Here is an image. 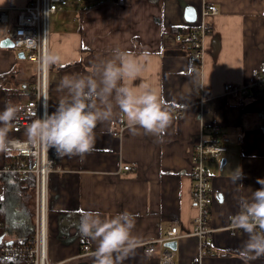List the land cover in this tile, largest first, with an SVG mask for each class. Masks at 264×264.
I'll list each match as a JSON object with an SVG mask.
<instances>
[{"label":"crops","instance_id":"obj_1","mask_svg":"<svg viewBox=\"0 0 264 264\" xmlns=\"http://www.w3.org/2000/svg\"><path fill=\"white\" fill-rule=\"evenodd\" d=\"M27 1L0 0V8L11 23L15 9ZM204 3L215 4L218 13L207 18L211 30L204 37L197 73L192 49L182 39L189 25L184 8L193 6L199 16ZM73 7L65 5L48 15L47 52L60 57L59 63L48 66L49 113L68 95L58 88L62 77L91 74L94 66L120 49L143 63L139 76L127 83L134 90L149 83L173 118L161 137L142 129L132 135L126 117L115 108L111 120L125 122L119 136L110 133L111 120L100 123L90 153L58 157L61 170L48 178L50 261L93 264L98 242L86 238L91 252L83 254L78 222L66 219L68 213L90 210L104 218L124 211L135 215L132 235L139 246L122 264H162L158 247L148 255L142 245L163 237L173 223L181 233L171 250L173 264H264V255L242 259L239 252L248 235L242 229L231 235L225 228L242 211L241 198L250 200L261 188L257 180L264 179V90L244 97L222 92L228 82L250 83L254 69L264 66V0H92ZM8 28L5 33L0 29V40L7 37ZM14 51L0 47V74L13 71L10 79L0 82V111L29 98L34 84L33 62ZM21 93L27 97L17 101ZM213 126L219 127V136L228 138L230 151L223 154V164L204 161L212 193L209 225L214 230L200 241L190 234L196 214L191 199L192 153L200 136L208 138ZM2 158L0 153V167ZM126 164L132 169L123 170ZM237 169L243 178L234 184L231 176Z\"/></svg>","mask_w":264,"mask_h":264},{"label":"clouds","instance_id":"obj_2","mask_svg":"<svg viewBox=\"0 0 264 264\" xmlns=\"http://www.w3.org/2000/svg\"><path fill=\"white\" fill-rule=\"evenodd\" d=\"M143 55L147 57L149 53ZM59 62L60 57L51 52H45L42 57L44 66ZM142 70L143 63L134 53L115 49L112 58L100 61L91 74L65 75L59 80L58 88L68 95L59 100L53 112H44L28 125L24 141L9 138L20 108L6 105L0 111V153L43 146L46 150L53 149L58 157H83L94 148L98 124L110 121L115 108L126 117L132 135L142 129L145 134L161 137L173 118L169 106L149 83H142L138 90L127 83L135 80ZM242 178L239 169L232 173L234 184ZM257 183L261 188L252 193L250 200L241 198L242 211L231 221L248 235L239 252L244 260L264 255V179H258ZM135 222V215L128 211L111 218L102 217L98 211H84L79 232L98 242L93 264H122L133 254L139 246L138 238L132 235Z\"/></svg>","mask_w":264,"mask_h":264},{"label":"built area","instance_id":"obj_3","mask_svg":"<svg viewBox=\"0 0 264 264\" xmlns=\"http://www.w3.org/2000/svg\"><path fill=\"white\" fill-rule=\"evenodd\" d=\"M121 2L122 0H117ZM67 0H28L24 7L17 8L10 23L9 15L5 9L0 8V24L9 25L7 37L13 43V48L23 51L25 57L32 61L35 69L34 84L31 96L25 101L14 104L20 111L10 130L9 138L26 140L25 129L36 118L48 112V66L42 64V57L48 51L47 20L49 13H54L63 8ZM218 13V7L212 3H204L199 16L194 22L189 23L183 33V41L190 45L194 59V70L198 73L201 69L205 52L204 37L210 33L211 27L207 18ZM264 88V66L253 71L250 83L236 85L225 83L222 87L224 95L229 97H244L251 91ZM35 113V115H33ZM178 115L175 113L174 117ZM110 133L119 136L125 126L123 119L109 122ZM219 127L213 126L208 138L200 136L199 141L193 147L192 153V190L191 199L196 208V214L192 219L191 235L200 241L214 229L209 225L212 193L208 187V174L204 167L205 160H221L224 153L230 151L226 145L228 138L219 136ZM11 160L0 167V172L16 173L23 179L30 174L35 177V205L32 236L28 239L14 236V226H5L0 221V260L15 257H25L28 264H53L48 257V178L51 172L61 170L58 165V156L53 149L46 150L43 146H30L25 151H13ZM123 170H130V164L122 165ZM226 230L231 235L239 228L231 222ZM181 236L179 226L176 223L170 225L163 237L143 243V251L152 255L159 248V258L162 264H173V252L164 243L176 240ZM78 242L83 254L91 252V247L86 237L78 236ZM210 253V251L207 250ZM201 254L198 255L200 258ZM197 264V263H196Z\"/></svg>","mask_w":264,"mask_h":264},{"label":"trees","instance_id":"obj_4","mask_svg":"<svg viewBox=\"0 0 264 264\" xmlns=\"http://www.w3.org/2000/svg\"><path fill=\"white\" fill-rule=\"evenodd\" d=\"M12 73L13 71H8L0 74V82L10 79ZM22 99L19 95L17 101ZM2 157V164L11 160V154L2 153ZM0 187V221L4 227L10 224L15 227L12 231L14 236L30 238L34 222V204L31 206V200H35L34 175L30 174L27 179H23L16 173L0 172ZM81 214V212H72L66 216L68 222L77 220V235H81L79 232ZM0 264H28V260L25 257H15L0 260Z\"/></svg>","mask_w":264,"mask_h":264},{"label":"water","instance_id":"obj_5","mask_svg":"<svg viewBox=\"0 0 264 264\" xmlns=\"http://www.w3.org/2000/svg\"><path fill=\"white\" fill-rule=\"evenodd\" d=\"M184 17L185 20L189 23L194 22L197 14L193 6L187 5L184 8ZM0 47L4 48H13V43L9 37H4L3 39L0 40ZM18 56L20 58L25 57V54L23 51L18 52ZM224 159H221L220 164H223ZM164 245L169 249V250H174L176 248V240H169L164 243Z\"/></svg>","mask_w":264,"mask_h":264},{"label":"rangeland","instance_id":"obj_6","mask_svg":"<svg viewBox=\"0 0 264 264\" xmlns=\"http://www.w3.org/2000/svg\"><path fill=\"white\" fill-rule=\"evenodd\" d=\"M87 2L91 3L92 0H67V4L66 5H67V7H73V6L81 7L84 4H86ZM8 27H9V25H0V29H2L1 33H5L7 31ZM12 49L15 50L14 52H16V53L20 51V50H18L16 48H12ZM20 96L23 98V100L27 97L25 93H21ZM33 204L35 205V201L31 200V206H33ZM48 218H49V212H48Z\"/></svg>","mask_w":264,"mask_h":264}]
</instances>
